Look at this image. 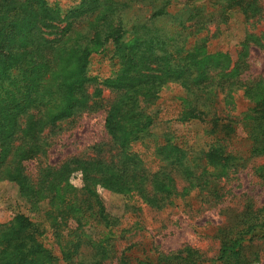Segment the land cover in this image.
<instances>
[{"label":"trees","instance_id":"obj_1","mask_svg":"<svg viewBox=\"0 0 264 264\" xmlns=\"http://www.w3.org/2000/svg\"><path fill=\"white\" fill-rule=\"evenodd\" d=\"M40 1L39 13L31 16L29 30L31 37L38 36L31 39L37 47L34 58L50 65L54 51L65 49L77 38L79 50L88 59L93 53L87 51L91 42L88 24L82 26L85 31H80V17L73 15L81 9L69 7L64 11L63 0ZM121 2L125 8L136 7L138 12L139 18L134 19L129 34L139 33L143 42L151 39L162 44L156 43L160 50L148 56L151 64L156 59L155 65L174 70L172 83L184 89V96L174 98V104L176 100L181 104H175L172 113L166 110L157 119L166 128L161 134L152 132L155 116L141 107L134 110L133 104L138 103L136 92L127 91L122 76L114 75L104 83L90 75L89 67L84 72V63L60 75L53 85L60 103L56 113H46L33 96L36 85L27 84L17 93L10 90L7 83L15 75L12 70L16 68L19 75L27 70V62L23 61L27 53L15 52L17 35L22 36L24 26L15 31L13 27L35 9L31 0H0V151L6 149L2 166L12 169L7 175L0 170V180L16 182L29 203L38 206L33 217L18 214L13 221L0 224V264H254V251L264 252V205L256 208L252 201L240 213L234 210L237 214L217 230L220 249L212 259L192 247L172 253L154 255L146 251L147 255H135L139 245L119 244L129 235L133 237L137 226L143 224L142 219L130 213L144 207L166 211L179 200L190 204L197 198L202 203L209 198L224 199L229 178L252 161L264 158V80H248L251 70L247 56H240L231 69L215 73L212 64L200 68L193 59L184 64L179 55L183 49L206 47L211 37L221 35L220 27L228 20L225 10L242 11L246 23L263 20L261 0H207L194 10L184 4L176 15L170 13L173 0ZM145 8L150 10L151 18L144 25L139 13ZM164 21L166 24L160 25ZM104 22L101 20L98 28ZM14 62L19 65H12ZM165 84L164 80L156 81L150 87L156 95L150 90L143 101L148 102L150 97L161 99ZM91 86L95 87L93 93L88 91ZM104 86L118 91L117 95L104 98ZM80 91L81 97L75 101ZM237 93L248 98L252 106L238 109L232 100ZM229 100L231 105H227ZM100 111L105 113V142L95 145L90 155L72 158L60 167L42 166L40 160L47 156L48 140L59 130L60 121ZM190 123L202 126L197 131L199 149L192 144L196 137L187 128ZM28 162L39 163L35 177L27 173ZM253 171L264 184V163ZM76 175L81 176L79 186L70 182ZM179 180L183 186L178 185ZM108 188L124 195L127 216L116 217L108 211L101 196V189ZM42 198L46 210H39ZM49 235L60 256L45 244ZM85 253L94 260H82Z\"/></svg>","mask_w":264,"mask_h":264},{"label":"rangeland","instance_id":"obj_2","mask_svg":"<svg viewBox=\"0 0 264 264\" xmlns=\"http://www.w3.org/2000/svg\"><path fill=\"white\" fill-rule=\"evenodd\" d=\"M173 1L175 5L170 9L171 15H176L175 13L184 4L189 5L191 10H194L195 6L201 5L202 2L207 0ZM40 2V0H31L30 4L35 10L31 13H26L22 22L13 27L15 31L18 26H24L22 36L17 35L18 43L16 44L17 49L15 52L21 53L24 51L27 53L25 55L26 58L23 60L27 62V70L21 75H19L16 68L12 70L15 75L7 83L9 89L17 93L22 90L21 87L27 84L36 85V91L33 92V96L38 98L46 113H56L59 111L60 103L57 100L58 95L53 85L58 81L60 75L69 74L78 68L80 64L84 63V72L89 67L90 75L98 77L104 83L107 79L115 77L114 75L122 76L127 83V91H131L130 93L136 92L135 97H137L138 103L133 104L135 105L134 110L138 111L139 107H141L145 110L147 109L149 114L156 117L157 123L154 121L151 125L153 133L161 134L166 131L165 125L161 121L158 122L157 119L161 118V115L166 110H170L172 113L175 104L180 103V101L176 100L174 104L175 99L178 98L177 96H184L185 93L182 87L172 83L174 82L172 80L174 76L172 75H176L174 70H169L168 67H163L161 64L155 65L158 63L156 59L151 64V57L160 50L158 45L162 44L151 39L143 42L139 38L141 36L139 33L129 34L134 19L139 18L138 12L135 11L136 7L125 8L121 0H63L64 11L69 7L81 9L73 15L80 17V24H78L80 31H85L82 26L85 23L88 24V29L90 30L88 37L91 42L88 43L90 48H87V51L89 50L93 53L87 59L83 52L79 50L76 38L75 43L70 44L69 42L65 45V49L61 50L58 48L54 51L53 55H55V58L50 65H47L40 58H34L35 48L37 47L32 45L31 39L33 37L38 38V36L34 35L31 37L29 31L33 22L31 16L33 17L39 13ZM261 2L264 7V0H261ZM150 13L147 8L139 13V16H142L141 21L144 25L149 24ZM224 16H227L228 20L220 27L221 35L211 37L206 47L203 46L194 51H190L188 48L183 49V52H179L181 61L187 64L186 62L193 59L194 63L199 64L200 68L212 64L216 68L214 72L219 73L221 70L231 69L237 59L245 55L251 70V76L248 80H264V19L258 23H246L242 11L236 10H225ZM105 17L108 18L105 19ZM119 17L122 18L121 22L118 21ZM168 19L171 20L172 17H168ZM101 20L105 21L104 25L102 28H98ZM165 24L166 21L160 23V25ZM209 33L212 35L214 33L213 29ZM19 42H21V46H19ZM82 46L84 45L82 44ZM149 51L152 53L150 54ZM81 58L82 60H80ZM14 64L18 63H12V65ZM199 75L203 76L202 69ZM159 79L166 82L160 93L161 99L156 100L154 97H150L147 99L148 102L145 103L143 101L146 97L145 95L148 91L150 92V87ZM104 87H102L104 98L110 96V99H112L117 95L116 92L118 91L113 92L110 88H106L107 86ZM171 88H175V90ZM94 89L95 87L91 86L88 91L93 93ZM151 91L153 96H155L154 90ZM81 93L82 91L74 98L76 99L75 101L81 97ZM232 100L233 102L236 101L238 109L242 111L252 106L249 99L243 97L241 93L235 94V100L233 95ZM230 103H232L231 100L227 102V105H231ZM104 119L105 113L100 111L97 113L84 112L73 119L60 121L59 130H56L55 134L51 135L48 140L50 147L47 156L40 160L42 166L49 164L60 167L72 158L90 155L95 145L106 141ZM184 126L180 125L181 128ZM201 127L200 124L196 123H190L187 127L188 130L195 132L193 136L196 139L192 144L198 149L200 148V137L197 131H200ZM5 151L6 149L0 151V170L1 173L7 175L12 169L2 166L6 159ZM263 163L264 158L254 160L245 170L229 178L225 187V197L224 199L222 198L223 200L221 199L222 201L209 198L208 202L202 203L197 198L192 199L190 204H188L179 200L166 211H156L150 207H144L141 211L130 213L142 219L143 224H139L136 234L133 237L129 235L130 238L122 241L119 244L120 247L136 243L139 246L137 250L134 249L135 255L144 254L146 251H150L154 255L157 252L172 253L186 247H192L199 249L207 258L216 257L220 249V241L216 238L217 230L225 225L233 215L237 214L234 210L240 213L248 201H252L256 208L264 205V184L253 171L254 168L261 166ZM25 165L30 177H35L38 173L39 163L28 162ZM70 182L75 186H79L81 176H73ZM178 183V185H184V183H180V180ZM101 196L108 211L113 216H127L125 211L126 201L122 193L108 188V190L101 189ZM39 207V210H46L47 205L44 198L41 199ZM37 209L38 206L29 203L27 195L22 193L20 186L16 182L9 178L0 180V224H7L13 221L18 214L31 215L33 217L35 215L34 211ZM40 212L36 214V217L39 216ZM48 237L44 241L45 244L49 248L54 249L55 253L60 256L53 237L51 235ZM85 254L82 260L86 262L94 260L90 253ZM254 255V264H264V252L255 254L254 251ZM61 264L66 263L61 261Z\"/></svg>","mask_w":264,"mask_h":264}]
</instances>
